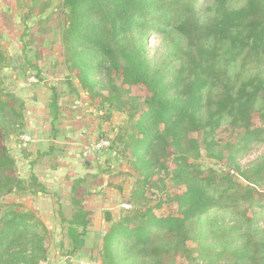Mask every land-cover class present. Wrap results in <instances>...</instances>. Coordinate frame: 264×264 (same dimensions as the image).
Listing matches in <instances>:
<instances>
[{"label": "trees", "instance_id": "1", "mask_svg": "<svg viewBox=\"0 0 264 264\" xmlns=\"http://www.w3.org/2000/svg\"><path fill=\"white\" fill-rule=\"evenodd\" d=\"M62 7L64 42L87 93L100 96L91 79L96 72L108 91L103 100L115 112L125 111L129 88L147 92L127 113L122 139L141 177L132 196L144 210L125 211L111 223L102 239V264H172L190 260L195 251L223 264H264V229L258 227L264 219V162L244 171L235 162L264 144V0H63ZM150 34L166 48L153 63L146 57ZM2 61L0 54V70ZM12 111L0 97V128ZM254 114L260 125H254ZM222 125L238 132L228 159L243 183L196 163L201 144L207 157L220 158L214 136ZM3 136L0 200L25 190ZM169 162L174 186L182 190L164 202L174 203V212L156 215L145 187H153L154 172L169 176ZM17 207L0 205V264L46 261L44 223ZM87 215L81 208L69 220L57 214L70 253L86 234ZM188 242L197 247L192 251Z\"/></svg>", "mask_w": 264, "mask_h": 264}, {"label": "rangeland", "instance_id": "2", "mask_svg": "<svg viewBox=\"0 0 264 264\" xmlns=\"http://www.w3.org/2000/svg\"><path fill=\"white\" fill-rule=\"evenodd\" d=\"M62 3L63 0H0V54L4 66L0 70V97L13 108V111L3 118L0 133H4V136L1 137V141L14 159L17 160V154L18 156L24 154H20L21 150L25 152L27 148L26 145L23 147L25 143L21 138L23 131L26 130L23 112L30 111L28 100L35 98L44 100L42 110L47 112L45 118L48 126H52L50 122H53L55 112L72 111L75 112L74 124L79 126V132L83 131L80 135L84 138L91 134L92 136L89 137L91 140L87 143L86 153L81 151L78 167L65 166L63 159L60 161L51 159L52 166L60 164L61 175L65 177H62L61 181L45 183L44 188L41 189L30 179L26 165L19 162L15 167L14 176L19 178L25 190L6 195L0 200V205L16 204L17 210L34 211L36 215V209L32 210L31 204L37 201L35 195L38 191L45 193L47 199L44 200L43 205L47 209H44V212L52 213L54 217L53 220L50 217L45 220L49 229L46 228V233L42 235L47 264H79V262L102 264V239L106 231L90 230L91 221H89L86 234L77 240V250L70 253L72 248L68 245V241H65L64 231L59 228L61 221L57 214L69 220L81 208L88 213L89 220L92 215L95 216L97 222L95 226H99L97 219L100 218L99 222L103 220L109 229L111 222H118L123 218L125 211L144 210V207L132 196L140 185L136 182L141 177L132 169L130 151L125 149L122 139L129 125L127 113L130 112L134 102L144 100L147 92L141 86L129 88L124 96L127 102L125 111L115 112L114 107L103 100L109 95L104 88L105 81L102 75L96 72L91 79L95 83L94 93H99L100 96L87 93L80 83L79 72L71 65L70 53L64 42L66 18ZM146 42L147 59L151 63L162 60L166 48L161 37L150 34ZM31 77L36 80L35 83L28 82ZM18 115L22 116L20 120L16 117ZM253 122L254 125H260L256 114ZM59 124L67 127L70 123L60 121ZM93 125L96 128H92ZM237 133L232 132L227 125L219 127L215 132L214 141L222 151L220 158L207 157L201 144L200 156L196 163L205 169L211 168L219 174L228 173L233 180L243 183L228 159L230 146L235 142ZM191 136L201 142L200 133ZM101 140H106L108 147L96 151L94 145ZM217 150L218 148L215 149ZM235 162L239 171L264 162V144L252 146L238 155ZM168 166L170 169L168 177L162 172H154L150 179L153 187H145L147 204L154 209L156 215L174 212L175 204L164 202L182 190V187L174 186L171 179L173 164L169 162ZM79 174L83 175L82 178H77ZM107 197L109 203L106 202ZM123 204L130 206L129 209L121 208ZM158 205L160 207L156 208ZM39 216L43 218L42 215ZM39 216L37 217L40 219ZM258 227L264 229V219L259 220ZM78 232H81V229ZM196 247L193 242H188V248L192 251ZM68 253L70 257L67 259ZM172 264L223 263L214 262V258L204 259L195 251L191 253L190 260L178 258Z\"/></svg>", "mask_w": 264, "mask_h": 264}, {"label": "crops", "instance_id": "3", "mask_svg": "<svg viewBox=\"0 0 264 264\" xmlns=\"http://www.w3.org/2000/svg\"><path fill=\"white\" fill-rule=\"evenodd\" d=\"M29 104V112H23V117L25 119V125L26 130L23 131L22 136H29L31 138V142L23 144V147H26L25 152L21 150L20 154L24 153L23 155L17 154V160L15 159L16 165L24 163L26 167L29 169V177L32 180L33 183H36L38 185V188H44L45 183H48L51 181H61L62 177H65L64 175H61V170L59 169V165L56 164L52 166L51 159H56L57 161H60V159H63L65 166H77L79 163V159H81V151H87V143L90 142V136H86L83 138L82 135H80L79 132V126L74 124L73 116L75 112L72 111H62L59 110L55 112V116L53 118V122L50 124L52 126H48V121L46 120V110H42V106H44V100L41 98H35L33 100H28ZM52 120V119H51ZM54 120H57L54 122ZM60 121H66L69 122L68 126L62 127L60 125ZM86 127H88L86 125ZM95 127V125L92 126V128ZM90 128V129H92ZM96 128V127H95ZM77 134V135H76ZM88 134V135H89ZM21 136V138H22ZM74 137V138H73ZM26 145V146H25ZM51 147V148H50ZM52 147H55L53 149ZM50 149V151H49ZM51 149L53 151L51 152ZM59 150V154L58 153ZM84 153V154H85ZM60 163V162H59ZM71 172V170H70ZM67 174V173H66ZM77 175V178H82L83 175ZM74 178H72L73 180ZM37 201H33L31 204V209L35 210L37 212V216L42 215L43 218L40 219L44 223L47 229L48 224L45 220H48V217L53 220V214L52 213H45L44 209H47L44 207L43 202L45 199V193L43 192H37L36 193ZM43 200V201H42ZM107 203H109V198L107 197L106 200ZM34 212V211H33ZM95 214V213H94ZM91 218V226L89 227L90 230H101V232L106 231L107 232V226L102 220V224L99 222L100 218H98L99 226H95L97 224L95 220V216L92 215ZM46 217V218H45ZM70 219V218H69ZM112 223V222H111ZM58 224H56L57 226ZM82 262H79V264Z\"/></svg>", "mask_w": 264, "mask_h": 264}, {"label": "built area", "instance_id": "4", "mask_svg": "<svg viewBox=\"0 0 264 264\" xmlns=\"http://www.w3.org/2000/svg\"><path fill=\"white\" fill-rule=\"evenodd\" d=\"M28 82L32 84V83H35L36 80L34 79V77H31V78L28 79ZM22 140L24 142H26V143L31 142V138L29 136H23ZM105 147H108V142L106 140H101L98 143H96V145H94V148H95L96 151L97 150H101V149H103ZM129 207L130 206H127V205H124V204L121 206V208H123L124 210L129 209ZM39 264H47V261H41ZM81 264H90V263H87V262L83 263L82 262Z\"/></svg>", "mask_w": 264, "mask_h": 264}]
</instances>
